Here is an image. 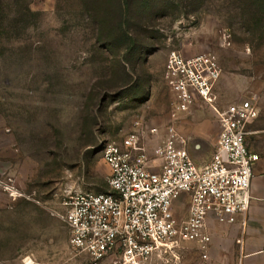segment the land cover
Returning a JSON list of instances; mask_svg holds the SVG:
<instances>
[{"label": "rangeland", "instance_id": "rangeland-1", "mask_svg": "<svg viewBox=\"0 0 264 264\" xmlns=\"http://www.w3.org/2000/svg\"><path fill=\"white\" fill-rule=\"evenodd\" d=\"M251 1L161 0L154 15L160 18L145 24L132 13V33L143 43L133 55L114 41L96 46L97 21L108 17L112 0H6L0 14V178L19 194L12 198L0 187V264H89L71 246L63 201L70 192L108 189L104 142L139 131L152 157L174 123L192 159L204 165L221 131L214 107L223 113L254 97L259 115L248 124L246 142L264 164V17L257 21L261 11ZM172 50L209 54L222 70L214 102L197 100L176 119L165 70ZM125 57L139 62L133 66ZM178 215L184 218L185 210Z\"/></svg>", "mask_w": 264, "mask_h": 264}, {"label": "built area", "instance_id": "built-area-1", "mask_svg": "<svg viewBox=\"0 0 264 264\" xmlns=\"http://www.w3.org/2000/svg\"><path fill=\"white\" fill-rule=\"evenodd\" d=\"M165 70L176 96L172 119L197 100L214 102L222 70L209 54L184 56L172 50ZM214 110L221 131L204 165L192 159L188 141L174 123L165 127L152 157L139 131L102 144L108 189L70 192L63 201L71 246L85 253L89 264H185L179 254L182 243L206 247L211 241L208 217L234 223L247 215L260 159L246 142L248 124L259 115L257 100L245 99L223 113ZM0 187L12 198L19 194L10 180L0 178ZM182 194L190 204L187 217L178 220L173 203Z\"/></svg>", "mask_w": 264, "mask_h": 264}, {"label": "crops", "instance_id": "crops-1", "mask_svg": "<svg viewBox=\"0 0 264 264\" xmlns=\"http://www.w3.org/2000/svg\"><path fill=\"white\" fill-rule=\"evenodd\" d=\"M215 96L217 97L216 93ZM219 106L223 107V105ZM262 184H264V164L258 161L255 166L251 186L252 198L247 215L238 216L234 223L220 222L214 216L208 217L206 232L211 236V241L206 247L194 242L182 243L179 254L187 257V261L184 260L185 264H264V186ZM189 204V196L186 194L175 199L173 211L178 220L187 217ZM183 209L186 215L180 218L178 213Z\"/></svg>", "mask_w": 264, "mask_h": 264}, {"label": "trees", "instance_id": "trees-1", "mask_svg": "<svg viewBox=\"0 0 264 264\" xmlns=\"http://www.w3.org/2000/svg\"><path fill=\"white\" fill-rule=\"evenodd\" d=\"M115 3L109 9H106L105 13L107 14V18L105 20L97 21V34H96V46L98 47H107L114 42H117L120 46L122 45V49H124V53H134L136 55L138 47L143 44L139 41V37L136 34L132 33L131 14L140 13L141 18L144 19V24L146 20L153 17L156 12L160 10L163 6L159 3L161 0H112ZM169 1V0H166ZM251 5H256L259 7L260 16L257 21H261L260 17H264V0H252ZM6 0H0V14L7 9ZM23 8V7H22ZM24 10L28 13H31L28 7H24ZM163 16H165L163 14ZM156 19L160 18L158 14L154 16ZM114 38V40L112 39ZM143 50H139L141 53ZM138 53V54H139ZM126 63L138 64V60L136 59V63H132L128 61L125 57ZM124 63V60H121ZM120 63V62H119ZM126 65V64H125ZM128 77L126 79L133 80L135 78L133 73L127 74ZM101 192V191H100ZM104 192V191H102Z\"/></svg>", "mask_w": 264, "mask_h": 264}]
</instances>
